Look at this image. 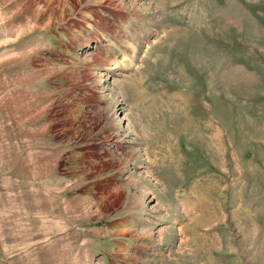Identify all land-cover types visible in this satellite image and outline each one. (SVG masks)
<instances>
[{
  "label": "rangeland",
  "instance_id": "obj_1",
  "mask_svg": "<svg viewBox=\"0 0 264 264\" xmlns=\"http://www.w3.org/2000/svg\"><path fill=\"white\" fill-rule=\"evenodd\" d=\"M0 264H264V0H0Z\"/></svg>",
  "mask_w": 264,
  "mask_h": 264
}]
</instances>
